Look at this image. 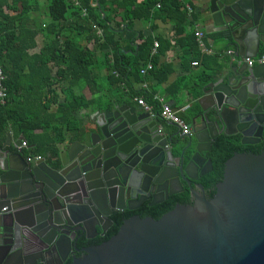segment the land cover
<instances>
[{
    "label": "water",
    "instance_id": "water-1",
    "mask_svg": "<svg viewBox=\"0 0 264 264\" xmlns=\"http://www.w3.org/2000/svg\"><path fill=\"white\" fill-rule=\"evenodd\" d=\"M203 22L238 62L202 88L190 135L173 140L150 111L114 100L89 116L56 165L27 161L23 138L16 152L0 150V264L16 253L17 264H46L51 250L62 259L79 239L103 236L113 214L161 204L183 184L191 204L157 220L130 216L69 264H264V152L227 159L211 198L197 183L213 170L209 153L219 136L254 145L264 134V65L245 63L264 50V0H208ZM36 253L41 258L29 261Z\"/></svg>",
    "mask_w": 264,
    "mask_h": 264
},
{
    "label": "trees",
    "instance_id": "trees-1",
    "mask_svg": "<svg viewBox=\"0 0 264 264\" xmlns=\"http://www.w3.org/2000/svg\"><path fill=\"white\" fill-rule=\"evenodd\" d=\"M36 8L32 0H0V64L6 89V99L0 101V149L7 137H22L27 145L22 149L26 158L57 160L61 147L79 139L84 125L77 113L91 109L107 96L104 82L112 90H121L141 81V70L147 64L151 65L147 73L155 76L159 72L151 54L154 38L147 37L133 45L134 36L124 39L121 35L131 31L136 20L173 23L174 35H184L176 41L183 50V61L195 62L200 56L196 37L186 31L194 16L182 0H49V21L41 29L29 24V15ZM38 33L43 35L44 43L37 53H31ZM87 43H93L94 48L89 49ZM102 70L104 77L100 76ZM162 71L165 78L171 72L168 67ZM198 78L208 80L205 74ZM183 86L187 88L186 84ZM83 88L90 92V99L80 92ZM181 88L179 80L168 91L175 96ZM198 95L195 92L193 98ZM144 98L152 103L156 118L159 117L153 94ZM261 152H256V146L241 145L239 136H219L213 142V171L200 179L208 197L214 196L224 163L234 153ZM176 204H191L187 191L153 207L145 205L138 211L113 214V224L103 236L82 244L99 245L117 233L124 219L139 215L157 220Z\"/></svg>",
    "mask_w": 264,
    "mask_h": 264
},
{
    "label": "crops",
    "instance_id": "crops-1",
    "mask_svg": "<svg viewBox=\"0 0 264 264\" xmlns=\"http://www.w3.org/2000/svg\"><path fill=\"white\" fill-rule=\"evenodd\" d=\"M7 1L9 3L11 2V0ZM48 1L49 0H32V2L36 3L37 8L32 10L29 15L31 18L29 24H31V26L41 29L44 28L46 23H48L49 18L47 17L46 10ZM182 2L185 6L191 8V13L194 16V21L186 31L190 34H194L197 31L201 32L203 34L201 41L205 50L198 46L200 56L193 60L195 62H190L188 60L183 61V50L176 41L179 38L183 39L184 35L176 37L174 35V25L169 21H161L159 19L149 21L136 20L131 31H123V26V32L121 35L124 39H129L134 36L135 41L133 45L140 44L144 38L147 37L154 38V43L157 42L159 44L157 48L153 45L151 50V54L155 56V69L159 70V72L155 73L156 77L147 73L148 71L143 74L141 73V81H134L129 88H120L121 90H112L110 85L104 82L107 96L100 99L95 106L91 107V109L82 110L77 113V118L83 119L84 131L86 126L90 125L89 116L96 110H106L111 101L115 100L120 105H127L130 108L145 110V108L137 104V99L140 97L144 98L146 94H153V99L159 105L158 111L160 110L161 105L166 103L177 111V114L184 121L192 126L191 123L193 117L200 112V105L197 100L202 96V88L219 71L228 68L230 64L233 66L236 65L238 59L234 57L235 49L231 45L216 40V34H207L205 32L203 11L208 5V0H182ZM117 20L119 21V18H117ZM97 33L100 34V31L98 30ZM43 43V35L38 33L36 36V47L31 50V53H37ZM84 43L85 42L82 41V44ZM87 46L89 49L94 48L93 43H87ZM228 51H233V54L229 55ZM262 52H264V50ZM194 63L196 64L194 65ZM147 66L148 64L145 68H147ZM165 67H168L171 71L167 78H165L164 71H162V68ZM202 74L208 76V80L199 79L198 76ZM104 75L105 71H100V76L104 77ZM179 80L182 82V88L179 89L175 96H173L169 93L168 89ZM183 84H186L187 88H184L185 86H183ZM191 86L193 89L189 90L188 88ZM80 90L86 99H90L91 95L87 88ZM195 92L199 93L196 99L193 98ZM144 101L149 106V111L151 112V115H153V120L159 124L161 131L166 134L167 137H173V140H179L181 134L179 133L178 128L163 121L160 117L156 118L152 103L148 102L145 98ZM20 138L22 137L14 138L10 136V142L8 144L4 143L0 150L9 151V153L16 152V143ZM62 149L63 148L61 147V150ZM44 159L50 165H56L58 163V159Z\"/></svg>",
    "mask_w": 264,
    "mask_h": 264
},
{
    "label": "built area",
    "instance_id": "built-area-1",
    "mask_svg": "<svg viewBox=\"0 0 264 264\" xmlns=\"http://www.w3.org/2000/svg\"><path fill=\"white\" fill-rule=\"evenodd\" d=\"M74 1L75 3H77V0H72ZM157 7H159L157 5ZM188 13L190 14L191 13V8L189 6H185ZM194 36L196 37L197 39V43H198V46L201 48V49H204V45L201 41V38L203 36V34L201 32H195L194 33ZM154 47L157 48L158 47V43L155 42L154 43ZM228 54L229 55H232L233 54V51H228ZM245 63L248 67H253L255 65H264V52H261L260 54H258V56L256 58H247L245 59ZM196 63H194L195 65ZM151 70V65L148 64L147 68H144L141 70V73H146L147 71H150ZM4 81H5V75H4V72H3V69H2V66L0 64V101L3 103L6 99V89L4 87ZM158 99V98H156ZM161 101V100H160ZM137 104L142 106L143 108H145V110L149 111V106L145 103L144 101V98L143 97H140L139 99H137ZM153 116V115H152ZM159 117L165 121V122H168L172 125H174L175 127L178 128L179 130V133L182 135V136H188L191 134V126L185 122L178 114H177V111H175L171 106H169L168 104L166 103H163L160 107V110H159ZM27 145H26V142H21L19 148L23 149L25 148ZM31 158L35 159V160H41L42 157L40 156H36V157H27V161H30Z\"/></svg>",
    "mask_w": 264,
    "mask_h": 264
},
{
    "label": "flooded vegetation",
    "instance_id": "flooded-vegetation-1",
    "mask_svg": "<svg viewBox=\"0 0 264 264\" xmlns=\"http://www.w3.org/2000/svg\"><path fill=\"white\" fill-rule=\"evenodd\" d=\"M236 136H238V135H236ZM230 137H234V136H230ZM239 141H240V136H239ZM243 146H256V152L257 151H261L262 150V152H264V134L262 135V137H261V140H260V142H258V143H256V144H254V145H243ZM212 151H213V144H212V148H211V151H210V153H209V158L211 159V155H212ZM213 171V170H212ZM212 173V172H211ZM211 173H209V174H211ZM209 174H207V175H209ZM206 175V176H207ZM203 177H205V176H203ZM202 177H200L199 178V180H198V182L197 183H199V184H201L200 183V179H201ZM202 185V184H201ZM190 188L191 187H189V186H187L186 184H183V191L181 192V193H179V194H183L185 191H187L188 192V194H189V196H190ZM204 189V188H203ZM197 190V189H196ZM179 194H176V195H179ZM204 194H205V196L207 197V198H209L208 196V192L204 189ZM174 196V195H173ZM172 196H170V197H168V199L167 200H169L170 198H171ZM167 200H165V201H167ZM145 205H147V203H143V204H141L140 205V207L136 210V211H138V210H141ZM148 206V205H147ZM113 223V222H112ZM97 231L99 232V234H100V230H99V228H97ZM96 238H98V236L97 237H95L94 239H92V240H95ZM8 240L4 237V238H2V243L3 244H5V242H7ZM85 241H91V240H85V239H83V238H81V239H79L78 241H77V243H76V248H72L71 250H70V252H68V253H63L62 254V256L64 255V258H62V259H60L59 257H58V255H57V253L55 252V251H48L47 253H46V255H45V259H46V264H69L72 260H73V258H79V257H81L82 255H83V253L81 252V251H78L79 249H82V248H84V247H88V246H90V245H83L82 243L83 242H85ZM76 249V250H75ZM19 257H20V255L18 254V253H16L15 255H13L10 259H9V261L8 262H6V264H17L18 263V261H19ZM66 257V258H65ZM39 258H41V255L39 254V253H36L29 261H35V260H37V259H39ZM63 259H65L64 261H63Z\"/></svg>",
    "mask_w": 264,
    "mask_h": 264
}]
</instances>
